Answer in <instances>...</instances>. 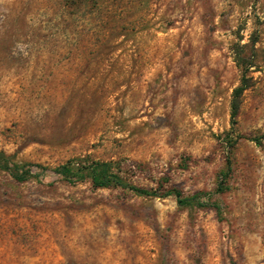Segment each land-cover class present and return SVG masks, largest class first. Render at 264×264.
<instances>
[{"label":"rangeland","instance_id":"374dc122","mask_svg":"<svg viewBox=\"0 0 264 264\" xmlns=\"http://www.w3.org/2000/svg\"><path fill=\"white\" fill-rule=\"evenodd\" d=\"M0 153L210 204L0 171V264H264V0H0Z\"/></svg>","mask_w":264,"mask_h":264},{"label":"trees","instance_id":"16d2710c","mask_svg":"<svg viewBox=\"0 0 264 264\" xmlns=\"http://www.w3.org/2000/svg\"><path fill=\"white\" fill-rule=\"evenodd\" d=\"M234 61L241 73V82L240 85L235 88L231 100V116L233 123H235V119L240 114L245 92L251 89L253 86V77L251 76V73L252 68L254 67V62L245 55L244 47L235 51ZM252 141L260 144L259 139ZM75 163V161H70L64 166L51 170L39 164H15L12 162L11 157L7 156L5 153H0V171L7 172L14 180L21 183L33 178L39 179L48 172L54 173L70 184L81 182L85 179V177L89 176L95 188H108L111 186H116L128 189L141 196H153L159 198H163L166 195H175L179 205L183 207L192 206L195 204L203 208L210 205L203 200V197L207 195L204 193L196 194L192 198L186 199L183 198L182 193L178 190H171L167 192L168 194L162 195L159 192L131 186L125 183L121 176L114 171V165L112 163L92 161L89 162L87 166H83L82 164L75 166ZM228 167H231L230 163L228 164ZM224 177H228V174L225 173ZM224 191V184L221 183V186H219L217 192L222 193Z\"/></svg>","mask_w":264,"mask_h":264}]
</instances>
